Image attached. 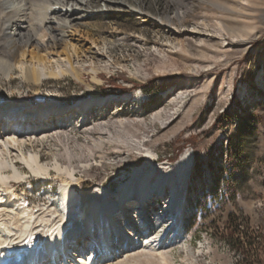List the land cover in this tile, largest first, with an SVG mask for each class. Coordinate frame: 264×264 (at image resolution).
<instances>
[{
  "label": "rangeland",
  "instance_id": "1",
  "mask_svg": "<svg viewBox=\"0 0 264 264\" xmlns=\"http://www.w3.org/2000/svg\"><path fill=\"white\" fill-rule=\"evenodd\" d=\"M86 6L82 24L66 37L77 48L79 77L45 79L34 89L17 69L11 78L0 74L4 115L44 113L13 112L12 103L62 110L56 125L45 131L28 125L37 135L10 149L21 177L10 182L16 198L6 224L16 230L14 217L25 222L32 214L31 226L43 228L66 216L63 169L75 175L77 193L93 186L115 191L147 153L158 166L189 150L193 162L179 205L159 212L154 228L168 237L180 228V241L156 249L162 255L141 247L130 253L133 262L119 257L105 264H264V0H88ZM129 91L141 94L127 103L108 101ZM92 97L108 102L94 109L90 102L82 114ZM32 154L47 175L24 162ZM164 196L154 198L156 210L168 201Z\"/></svg>",
  "mask_w": 264,
  "mask_h": 264
},
{
  "label": "bare ground",
  "instance_id": "2",
  "mask_svg": "<svg viewBox=\"0 0 264 264\" xmlns=\"http://www.w3.org/2000/svg\"><path fill=\"white\" fill-rule=\"evenodd\" d=\"M87 1L0 0V74H3L2 77L11 78L13 70L17 69L22 79L34 89H39L45 79H58L70 74L79 77L72 58V53H75L77 48L74 45H68L66 37L70 30H75L82 24L80 21L83 17L82 12L87 8ZM14 17L16 21L12 26ZM60 45L63 47H60L58 51ZM61 54L64 56L62 57ZM137 96L129 91L125 95H113L108 101L123 98L127 103L132 101L128 97L136 99ZM108 101L92 97L83 102L81 113H84V107L90 102L94 109L96 105L105 106ZM89 106L90 104L87 108L91 110ZM5 107L6 105L0 104V153L6 152L11 160L14 144L20 140H31V136L37 135L29 131L32 123H36V131H45L51 125H56L53 119L59 120L62 112L61 108L51 103H38L37 106L28 103H12L7 107L13 112L34 109L44 113L34 115L28 113L20 116L11 113L6 116L4 115V111L7 110ZM34 116L35 119L32 120ZM25 117H27L26 120H23ZM5 118H11L13 125L6 126ZM46 118H48L47 124L49 123L47 127L43 122ZM23 160L37 175L48 174L47 168L39 163L35 154L28 158L23 157ZM192 162L193 153L189 150L183 152L172 164L158 166H155L150 153H147L146 160L134 167L130 178L115 191L93 186L81 193L76 192L77 180L73 179L75 175L63 169L67 176L61 175L63 184L59 195L67 215L60 217L59 214L52 225L45 223L43 228L38 227L40 224L31 226L34 224L31 223L32 214L25 222H21V219H18L19 216L14 217L15 230L12 225V229L9 228L11 223L8 225L6 223L10 220L5 222V218L6 213L9 212L7 207L11 197L16 198L10 182L19 179L21 172L16 168L13 160L8 164L0 159V190L5 192L4 197L0 199V264H105L112 258L119 257H125V259L128 257L130 262L132 261L130 257L135 256L130 253L135 249L143 247L156 253L158 248L165 249L179 242L180 228L171 237L164 236V232L156 233L154 228L159 212L165 213L164 215L173 213L179 205L177 202L179 189L191 170ZM10 166L13 167L14 172L7 174ZM56 168L59 169V166ZM163 191L169 199L164 196V199L168 201L156 210L154 198L161 195ZM135 192L139 195V198L135 199L136 203L131 201ZM126 212L132 213L129 216V218L132 217L131 221L127 218ZM17 213L20 214L18 211ZM178 222L176 220L175 225H178ZM126 261L119 264H131Z\"/></svg>",
  "mask_w": 264,
  "mask_h": 264
},
{
  "label": "trees",
  "instance_id": "3",
  "mask_svg": "<svg viewBox=\"0 0 264 264\" xmlns=\"http://www.w3.org/2000/svg\"><path fill=\"white\" fill-rule=\"evenodd\" d=\"M122 90H125V88H122ZM171 159H173V158H171Z\"/></svg>",
  "mask_w": 264,
  "mask_h": 264
}]
</instances>
